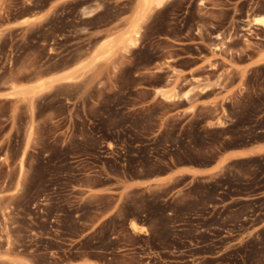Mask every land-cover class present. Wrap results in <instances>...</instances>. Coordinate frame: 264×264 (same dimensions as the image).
Instances as JSON below:
<instances>
[{"label": "rangeland", "instance_id": "obj_1", "mask_svg": "<svg viewBox=\"0 0 264 264\" xmlns=\"http://www.w3.org/2000/svg\"><path fill=\"white\" fill-rule=\"evenodd\" d=\"M231 1L0 0V264H264V147L219 164L264 142ZM185 164L218 165L134 184Z\"/></svg>", "mask_w": 264, "mask_h": 264}, {"label": "crops", "instance_id": "obj_2", "mask_svg": "<svg viewBox=\"0 0 264 264\" xmlns=\"http://www.w3.org/2000/svg\"><path fill=\"white\" fill-rule=\"evenodd\" d=\"M62 1L64 0H58V2ZM244 2H249L250 6L244 12L242 19L239 20L237 18L238 12L236 11V9L241 3ZM254 2L255 0H234L229 2L230 5H228L227 8H224L226 10H231L232 12L227 26L219 28L217 27L216 29L217 42L223 43V45H227L229 49H232V51L236 53H238L239 51L241 53H243L242 51L247 52L246 55L243 54L240 57L235 56L237 64L246 70H250L264 64V24L258 25L254 22L256 18H259L260 16V18L264 17V11L263 13H261L258 9L253 7L251 4H253ZM216 3L223 4L224 0H216ZM217 7L215 8V10H217V13H222L223 8ZM210 8L213 9V7ZM238 21H241V24L244 26H237ZM240 28L242 29V31ZM231 34L232 37L230 40L229 37ZM224 37L226 38V40H224ZM245 39H249L253 46H248V44L245 42ZM156 90H162L165 92L167 91V88L160 87ZM257 146L264 147V142L253 147L231 149L221 156L219 164L221 163V165H224L231 159L246 158L255 155V149ZM217 165L218 164H214L209 167H196L186 164L180 165L175 167L171 172L165 175H161L151 179L139 178V181L134 182V184L139 185V187H145L152 183H155L156 181L161 182L186 175L202 177L214 171Z\"/></svg>", "mask_w": 264, "mask_h": 264}, {"label": "bare ground", "instance_id": "obj_3", "mask_svg": "<svg viewBox=\"0 0 264 264\" xmlns=\"http://www.w3.org/2000/svg\"><path fill=\"white\" fill-rule=\"evenodd\" d=\"M163 2H164V0H143L142 10L139 13L140 14L139 17L142 16V13H143L142 11H145V12L148 11L149 9H151L152 5H155L157 7H160L163 4ZM260 17L259 18H256L255 21H254L258 25L259 24H264V17L263 18H260ZM128 42L131 45H134L135 44V40H133V39H128ZM68 79H70V78H67L66 80H68ZM158 93H161V90H158ZM162 94L166 98H169V99L172 98V96H169L166 93H162ZM131 228L133 230H135V231L136 230L138 231V228L140 229L142 227L141 226H138V225H136L134 223H132Z\"/></svg>", "mask_w": 264, "mask_h": 264}]
</instances>
